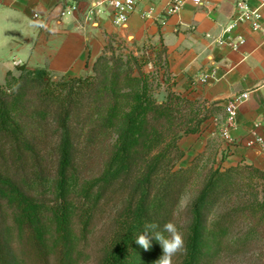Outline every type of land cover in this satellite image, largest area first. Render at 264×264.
I'll return each instance as SVG.
<instances>
[{
	"label": "trees",
	"instance_id": "16d2710c",
	"mask_svg": "<svg viewBox=\"0 0 264 264\" xmlns=\"http://www.w3.org/2000/svg\"><path fill=\"white\" fill-rule=\"evenodd\" d=\"M116 51L90 75L19 66L0 84V264H155L169 221L186 248L173 264H264V171L209 166L206 152L180 167L181 140L215 105L171 89L164 52Z\"/></svg>",
	"mask_w": 264,
	"mask_h": 264
},
{
	"label": "crops",
	"instance_id": "0c3cea01",
	"mask_svg": "<svg viewBox=\"0 0 264 264\" xmlns=\"http://www.w3.org/2000/svg\"><path fill=\"white\" fill-rule=\"evenodd\" d=\"M103 1L0 0V84L6 83L9 72L17 75L19 66L47 69L56 79L93 74L95 62L110 44L136 56L154 52L155 58V52H164L171 89L216 109L200 134L181 140L186 157L179 166H188L213 147L216 167L248 164L264 171V144L246 146L253 131L264 141V0H243L260 11L261 29L239 25L232 36L246 42L238 50L219 47L213 39L222 36L237 17L239 0H205L202 5L184 0L181 11L168 17L169 0H140L124 26L113 23L112 9ZM74 4L78 11L63 16ZM35 15L41 17L43 29ZM155 70L154 62L145 65L146 73ZM204 75L209 78L202 83L199 79ZM244 93L249 99L238 108L237 128L229 144L221 137L228 119L225 107Z\"/></svg>",
	"mask_w": 264,
	"mask_h": 264
},
{
	"label": "built area",
	"instance_id": "2783aa9c",
	"mask_svg": "<svg viewBox=\"0 0 264 264\" xmlns=\"http://www.w3.org/2000/svg\"><path fill=\"white\" fill-rule=\"evenodd\" d=\"M140 0H104L103 4H106L112 9L113 23L116 26H124L127 24L130 15L135 11L136 5ZM168 8L165 12V17L177 14L181 11L184 0H169ZM197 5H202L205 0H192ZM78 11V5L74 4L66 8L63 12L64 15H72ZM237 17L225 28L222 36L213 39V43L219 47H229L233 50H238L241 46L245 44V39L243 37H233L232 32L239 27L241 24L249 23L254 31H259L261 29V13L258 9L252 10L243 0L237 2ZM34 18L39 22V28H44V23L39 15H35ZM208 38L211 35H207ZM17 66L20 62L16 63ZM209 76H202L199 81L205 83ZM249 94L244 93L232 101H230L226 107L225 111L228 115L227 121L223 124L221 129V137L224 141L229 144L233 143L232 130L237 128L236 117L238 115V108L240 105L248 101ZM264 144L263 139L256 133L252 132L251 138L246 142L248 148L255 147L257 145L262 146Z\"/></svg>",
	"mask_w": 264,
	"mask_h": 264
},
{
	"label": "clouds",
	"instance_id": "9594fccd",
	"mask_svg": "<svg viewBox=\"0 0 264 264\" xmlns=\"http://www.w3.org/2000/svg\"><path fill=\"white\" fill-rule=\"evenodd\" d=\"M158 227L159 225L155 223L146 224L145 231L136 238V243L145 250H148L151 245L147 233L152 232V229ZM164 233L169 235L165 236ZM154 237L160 243L163 250V255L155 264H173V257L178 253L186 251L183 235L171 221L163 225V232H155Z\"/></svg>",
	"mask_w": 264,
	"mask_h": 264
},
{
	"label": "rangeland",
	"instance_id": "374dc122",
	"mask_svg": "<svg viewBox=\"0 0 264 264\" xmlns=\"http://www.w3.org/2000/svg\"><path fill=\"white\" fill-rule=\"evenodd\" d=\"M117 51V53H129V51L126 48H123L121 46H113ZM145 71V67L143 68ZM5 85V84H4ZM166 87H161L159 89L156 90V97L157 99L162 102L166 99L167 96V92L165 91ZM207 165L209 166H215L216 165V151L215 148L211 147L210 150L206 151V154L204 155V159H203ZM184 165L187 164L186 162L183 163ZM97 172V170H96ZM191 195H188L185 200L183 201V205L185 206L189 200L191 199ZM248 262L246 260H234L231 264H247ZM83 264H89V262L87 263H83Z\"/></svg>",
	"mask_w": 264,
	"mask_h": 264
}]
</instances>
